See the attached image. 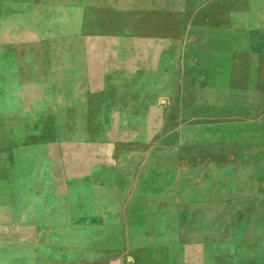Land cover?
<instances>
[{
    "label": "crops",
    "instance_id": "obj_1",
    "mask_svg": "<svg viewBox=\"0 0 264 264\" xmlns=\"http://www.w3.org/2000/svg\"><path fill=\"white\" fill-rule=\"evenodd\" d=\"M252 3V0L251 4H242V0L232 2L233 56L251 58L248 71H244L249 74L246 77L250 82L245 87L263 91L235 97L234 151L242 159L264 163V39L259 38L264 35L255 36L246 31L248 25L250 29L262 27L264 19L259 15L243 19L242 15L243 8L253 11L261 7ZM208 4L225 2L0 0V89L3 90L0 97L13 98V110H5L13 112V137L66 134L91 138L97 134L92 122L130 120L131 114L161 112L160 90L178 87L177 70H172L171 65L146 60L151 50H138L132 55L138 59L130 60V50L122 49L117 52L121 60L113 64L108 59L109 50L98 49L96 45L68 47L67 42H98L115 37L129 40L131 9H137L140 17H147L144 24L161 26L155 29L154 35L158 36L147 39L177 41L179 24H209L204 13L199 18L190 12L185 20H179V9L206 10ZM163 32L168 35L161 36ZM242 34L244 48L240 44ZM203 35L201 41L206 39ZM184 39L194 40L190 27ZM153 55L169 54L154 51ZM255 57L260 58L258 64L253 61ZM237 64L235 59V79L240 72ZM131 89L138 90L137 102L129 100ZM90 142L74 144L68 149L60 148V144L26 149L84 154L73 162L26 163L27 199L49 200V178L43 176V170L54 168L52 165L61 167L62 184H65L67 163L72 164L73 180L77 184L74 195L79 198L77 206L69 212L71 218L66 220L57 219L45 207L27 209V217H31L27 225L32 227L28 231L39 234L36 264H178L175 255L178 242L172 235L170 211L151 203L166 199L150 189L159 185L154 168L148 167L145 156L135 152L118 158L115 156L120 148L118 144L99 147ZM97 152H104L105 159L99 162L94 155ZM82 194L87 197L84 207L80 202Z\"/></svg>",
    "mask_w": 264,
    "mask_h": 264
},
{
    "label": "rangeland",
    "instance_id": "obj_2",
    "mask_svg": "<svg viewBox=\"0 0 264 264\" xmlns=\"http://www.w3.org/2000/svg\"><path fill=\"white\" fill-rule=\"evenodd\" d=\"M220 1L225 4H208L206 10L179 9V20H185L190 12L199 18L204 13L209 24H179L177 41L147 39L158 36L154 35L155 29L161 26L144 24L147 17H140L137 9H131L129 40L115 37L98 42H67L68 47L96 45L98 49L109 50L108 59L113 64L121 60L117 52L122 49L130 50V60L138 59L132 57L138 50H151L146 60L171 65L172 70H177L178 87L160 90L161 112L131 114L130 120L92 122L97 134L91 138L66 134L13 137V112L5 111L13 110V98L0 97V264H36L39 234L28 231L32 228L27 225L31 220L27 217L28 208L45 207L57 219L66 220L79 203L74 195L77 188L74 170L68 163L64 169L65 184H62L61 167L52 165L54 168L43 170V176L49 178V200L27 199L26 163L73 162L84 154L26 149L49 144L68 149L90 141L99 147L118 144L120 148L115 156L122 159L135 152L145 156L148 167L154 168L159 185L150 189L166 199L151 203L170 211L172 235L178 242L175 254L178 264H264V163L235 154L233 120L236 95H257L263 90L245 87L250 82L246 77L249 74L244 71H248L251 58L233 56L234 0ZM252 1L261 7L253 11L243 8V19L252 15L264 19V0ZM242 4H251V0H242ZM187 27L194 40L184 39ZM246 31L255 36L264 35V25L259 29H250L248 25ZM237 32L240 34L239 26ZM202 34L204 41L200 39ZM166 35L163 32L161 36ZM259 38L263 40L264 36ZM240 44L244 48L243 34ZM154 51L169 55L154 56ZM235 59L240 71L237 79L233 72ZM259 60L253 58L255 64ZM235 84L242 87L235 88ZM137 92L131 89V102L138 101ZM94 155L99 162L105 159L104 152ZM86 201V194H82L83 207Z\"/></svg>",
    "mask_w": 264,
    "mask_h": 264
}]
</instances>
